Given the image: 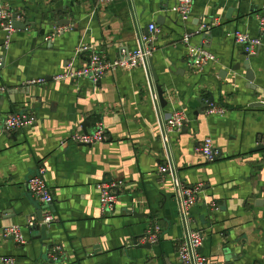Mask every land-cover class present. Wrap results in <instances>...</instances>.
Listing matches in <instances>:
<instances>
[{"label": "crops", "instance_id": "1", "mask_svg": "<svg viewBox=\"0 0 264 264\" xmlns=\"http://www.w3.org/2000/svg\"><path fill=\"white\" fill-rule=\"evenodd\" d=\"M0 5L20 22L7 48L0 28V264L3 257L15 264H182L175 179L202 186L191 213L210 264H264V149L256 150L264 145V0H193L187 21L174 11L175 0ZM150 23L160 32L145 65L110 71L97 84L54 79L71 61L74 70L87 63L90 50L112 60L136 48ZM232 30L259 37L256 53L228 37ZM186 33L216 57L201 72L189 63ZM39 78L45 82L25 83ZM210 98L224 114H208L210 104L201 109ZM179 108L188 122L181 132L163 133ZM16 112L32 113L35 123L5 132L4 115ZM85 119L88 131L103 124L105 140L63 144L83 132ZM205 137L221 152L215 161L197 152ZM40 168L53 198L47 205L26 186ZM118 181L116 204L103 214L98 186ZM46 207L54 220L41 236L27 220ZM152 223L160 238L142 248ZM6 225L22 226L25 242L3 237Z\"/></svg>", "mask_w": 264, "mask_h": 264}, {"label": "built area", "instance_id": "2", "mask_svg": "<svg viewBox=\"0 0 264 264\" xmlns=\"http://www.w3.org/2000/svg\"><path fill=\"white\" fill-rule=\"evenodd\" d=\"M100 2H111L113 0H99ZM193 0H175L174 11L178 14L181 21L189 20L192 13ZM14 17L10 11L0 5V28L4 32V45L9 47L12 36L15 32ZM203 26L202 28H204ZM259 29L264 30V18L259 22ZM148 35H141L136 48L132 50L124 49L115 59H107L101 54L90 50L88 62L75 69L72 67V61L69 63V71L67 74L54 77L55 80L62 78H86L92 84L99 83L108 72L118 68L132 69L145 65L155 51V39L160 32L154 23L148 25ZM228 37H232L236 43L241 45L247 54H255L261 44L259 37L250 36L239 30L227 32ZM191 34H184L182 42L188 49L190 65L196 72H201L210 62H215L216 57L202 46L192 45L189 43ZM89 47H82L79 51H86ZM44 78L29 79L25 83L28 85L42 84ZM6 88L0 86V92H4ZM264 103V101H262ZM223 107L210 104L207 110L208 114H224ZM36 121L35 116L29 112H16L5 114L3 117V129L5 132H13L21 128L33 125ZM188 117L183 109L174 110L170 116L163 122L162 131L165 134L172 132H181ZM106 132L101 122H97L93 129L88 132L74 131L70 133L62 143L77 144H94L105 140ZM264 144V138L260 140ZM197 152L206 162H212L221 156L220 150L214 145L212 138L205 137L198 145ZM160 173L165 174L170 170L166 167H160ZM175 178V177H174ZM26 186L30 193L42 204L47 205L52 202V194L49 186L44 179V168H40L38 172L30 176L26 181ZM122 186V182H104L99 184V203L100 210L103 214L113 210L117 201V191ZM202 191L201 184L186 185L179 179H175V199L177 202V211L180 218L182 235L178 242L177 254L182 264H210L209 259L200 251L202 246V231L199 229L192 217V207L196 204L198 196ZM54 217L51 211L46 207L42 212L41 220L36 216H31L27 220V226L44 225L49 226ZM161 228L158 224L152 223L145 230L140 241L142 243L155 244L160 238ZM1 234L5 238H11L16 243L25 242L22 226L6 225L1 228ZM2 264H15L12 257H3Z\"/></svg>", "mask_w": 264, "mask_h": 264}, {"label": "water", "instance_id": "3", "mask_svg": "<svg viewBox=\"0 0 264 264\" xmlns=\"http://www.w3.org/2000/svg\"><path fill=\"white\" fill-rule=\"evenodd\" d=\"M16 16L14 15V18H15ZM160 22V21H159ZM18 23H20V22H18ZM18 23H17V21H16V19L14 20V27L16 28V25H18ZM247 54V53H246ZM248 55V54H247ZM245 65L247 66V69H246V79H248L249 81H252L253 80V73H252V70L249 68V66H248V61H247V63H245ZM212 103V99L210 98L205 104H202V106H201V109L202 108H206L209 104H211ZM202 113H203V111L202 110H200ZM89 127H90V124H89V122H88V120L87 119H85V121L83 122V124H82V130H83V132H87L88 131V129H89ZM257 149H264V145H259V146H257V148H256V150ZM218 158H216L215 160H217ZM214 160V161H215ZM37 219L38 220H41V218H42V211L41 212H39L38 214H37ZM30 228V230H32V231H35L36 232V234H39V235H41V236H44L45 235V233H46V231H47V229H46V226H44V225H34V226H30L29 227ZM134 241V245H136V240H133ZM140 247H149V244L148 243H146V244H144V245H140Z\"/></svg>", "mask_w": 264, "mask_h": 264}]
</instances>
